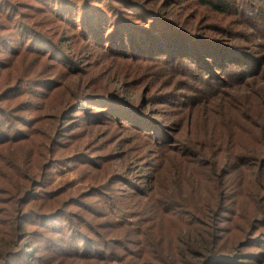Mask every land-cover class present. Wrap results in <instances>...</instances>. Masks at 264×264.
<instances>
[{
    "label": "trees",
    "instance_id": "16d2710c",
    "mask_svg": "<svg viewBox=\"0 0 264 264\" xmlns=\"http://www.w3.org/2000/svg\"><path fill=\"white\" fill-rule=\"evenodd\" d=\"M78 1L39 0L43 5H52L49 11L30 3H23L26 7L8 4L5 10L9 7L11 13L5 16L16 24L10 23L9 36L12 38L0 37V44L7 46L4 50L8 53L22 58L38 59L46 53L48 55L45 54L42 58L54 67L57 66L54 62L69 65L70 61L57 47L72 40L62 41L66 33L61 27L63 22L69 23L68 25L74 29L72 38L75 41L77 56H82L91 46H97L101 51L107 50L115 54V58H121L116 60H123L122 56L127 51L129 37L132 36L133 42L145 49V46L152 44L147 41L151 39L147 37L149 35L147 33L157 31L158 36L162 33L161 31L171 32L180 36V40L193 39L207 47L216 48L206 49L209 52H221V55L217 56L210 53L204 55L205 49L194 53H187L180 49L178 58L186 59V54H189L196 59L195 66H201L198 68L211 76H215L218 72L224 74L223 76L230 81L234 77L239 79L224 82L221 78H217L223 86L213 89V94L202 90L195 93L196 97L186 99L190 106L203 103L204 110L190 114L188 105H178L182 112L186 110L187 115L180 113V119L176 123L170 122L172 125L154 123L148 114L142 112L141 104L134 106L124 96L109 93L106 86L102 85L98 87L101 95H87L84 97L86 99L71 103L62 113L63 120L73 119L71 127L69 123L60 130L68 128L72 133L82 121L85 122L82 124H86L84 126H93L92 123H101L105 120L112 121L118 126H121L120 122H125L128 126L125 129L143 133L144 138L138 134L134 135L139 142L154 147L153 158L158 165L153 167L152 163H149L147 166L149 173L145 175V185L142 187L125 177H119L114 182V184H124L130 191L125 190L116 194L111 189L113 183H109L108 189H103L104 185L96 179L94 182L98 183L97 187H91L85 194L69 196V202L60 200L58 195V202L67 203L68 208L75 207L77 210L73 212L58 208V211L38 214L37 216H43V220L46 221L40 227L48 230L51 234L48 237L51 240L54 239V234L61 236L58 241V252L63 253L61 255L65 257L67 256L65 248H67L73 257L71 263L99 264L103 260H114L118 258L116 254H119V260L123 264H264V250H250L264 243L262 235L259 236L261 233L257 236L252 234L257 226H264V216L261 215L258 205L259 200L264 196V147L250 149V147L241 146L236 134V127L240 124L239 118L234 115L230 105L222 102L224 99L222 96L228 94V90L233 86L238 83L240 86L249 85L258 79L264 73V63L254 57L250 48L244 47L243 53L236 54L241 51L237 46L226 44L224 40L205 37L191 29L184 21L164 12L167 5L151 4L156 0H84L85 5ZM109 1L115 2V9L121 16L120 28L115 29L111 25V21H116L118 18L110 17L112 16L110 11L104 9ZM196 1L220 14L238 13L256 31L264 28V0H259L258 4L253 1H246L244 4V0H241L239 4H235L236 6L229 4L230 0ZM56 4H63L60 11L56 9ZM1 7L2 5H0L2 14ZM24 11L28 14L21 13ZM37 16H39L38 19ZM27 19L33 21L27 22ZM109 27H112V30H109ZM129 28L142 33L139 40ZM114 30L118 31L117 37L120 40L117 48L108 40L110 33ZM260 32L263 33V31ZM159 38L161 37H157ZM12 44H18L20 48H13ZM166 47L167 44L160 47L159 55L166 54L162 51L167 50ZM58 50L62 52L61 55L58 54ZM156 51H150L151 55H154ZM117 52H123V54L117 55ZM90 56H92L91 53L86 59L91 58ZM240 56L242 58H239ZM237 68L241 71H237ZM181 71V76L188 78V69ZM115 74L116 72L113 76ZM125 76L129 75H121V77ZM137 76L141 74L132 73L130 77ZM248 78L249 83L245 84ZM114 82L118 81L114 79ZM123 82L118 83L121 86ZM44 86L45 84L42 85ZM55 88L52 87V90ZM213 101L219 102L218 104L216 102L214 107H218L222 112L221 116L215 120L212 117L211 108ZM159 104L167 103L164 99ZM191 120H193V127H203V121L208 123V147L183 137ZM215 126H223V128L227 126V129L218 131ZM48 136L45 137L41 146L37 145L40 155L45 154ZM31 144L34 146L35 141ZM82 156V154L74 155L75 162L87 161L82 159ZM104 160L103 158L101 161ZM9 164V161L3 163V167L9 170ZM243 167H247V173L243 177L247 188L245 193L241 188L237 191L241 182H238V185L232 184L233 172L235 170L239 172ZM30 183L24 179L15 192L11 193L2 188L0 192L9 196L12 201L20 200L26 204L36 194L32 192L33 183ZM250 186L253 190L248 191ZM256 190H260L261 193L254 194ZM107 192H112L113 196L105 198L108 196ZM241 197L247 201L246 203L252 204V212L244 213L241 210L243 206L242 202L239 203ZM101 198L106 200L101 201ZM98 203L99 210L96 207ZM113 210L122 211L129 216L130 220L134 219V223L109 218ZM25 214L32 216L36 213L29 210ZM243 214L246 215L240 217ZM28 218L24 216L21 220L26 221ZM63 220L65 223L61 222ZM19 232L21 233L20 227ZM19 255L9 259L14 261Z\"/></svg>",
    "mask_w": 264,
    "mask_h": 264
},
{
    "label": "rangeland",
    "instance_id": "374dc122",
    "mask_svg": "<svg viewBox=\"0 0 264 264\" xmlns=\"http://www.w3.org/2000/svg\"><path fill=\"white\" fill-rule=\"evenodd\" d=\"M246 1L260 3L259 0H244V4ZM240 2L241 0H230L229 4L237 5ZM23 3L34 4L37 7L46 8L47 11L52 8V5H43L39 0H0V5H2L0 37L11 39L12 37L9 36L10 23H15L5 16L11 13V9L8 7L5 10V7L8 4L26 7ZM78 3L85 5L84 0H79ZM151 4L167 5L163 11L184 21L191 29L205 37L224 40L226 44L237 46L241 51L236 54L243 53L244 47L250 48L254 57L264 63V28L259 31L252 29L251 25L238 13L220 14L209 6L198 4L196 0H156ZM114 5H116L115 2L109 1L104 9L110 11L112 15L110 17L118 18L116 21H111V25L116 29L121 27V16ZM55 7L60 11L63 4H56ZM21 13L28 14L26 11ZM58 17L61 16L58 15ZM26 21L33 20L27 19ZM68 24L67 22L61 24L66 31L62 41L72 40L57 47L64 52L65 57L70 59L69 65L54 62L57 65L54 68L42 58L46 53L38 59L14 56L4 50L6 45L0 44V66H2L0 67V188L13 193L17 186L26 179L31 182L30 184L33 183V190L29 189L36 193L33 196L35 198L32 197L24 204L20 200L12 201L9 196L0 192V264H81L71 263L73 257L67 248H65L67 251L65 257L61 255L63 253L58 252V241L61 236L54 234V239L51 240L48 237L51 235L48 230L40 227L46 221L43 220V216L37 215L58 211V208L75 212L77 208H68L67 203L64 202L70 201L69 196L85 194L91 187H97L98 183L94 182L96 179L104 185L103 189H108L109 183H113L111 189L116 194L125 190L130 191L124 184H114L119 177L128 178L142 187L145 185L144 177L149 173L147 168L149 163H152L153 167L158 165L153 158L154 147L139 142L134 135L138 134L144 138L143 133L125 129L128 127L125 122H120L121 126H118L112 121L105 120L101 123L94 122L93 126H84L86 124H82L85 123L82 121L72 133L68 128L60 130L69 123L71 127L73 119L63 120L62 116L71 103L82 101L87 95H101L98 87L102 85L106 86L109 93L124 96L134 106L141 104L142 112L148 114L154 123L172 125L171 123L178 122L180 113L187 115L186 110L182 112L178 105H188L190 114L204 110L203 103L190 106L186 99L196 97L195 93L202 90L213 94V89L223 86L217 78H221L224 82L239 79L234 77L230 81L223 76L224 74L218 72L215 76H211L198 68L201 66H195L196 59L189 54H186V59L178 58L181 53L180 49L187 53L205 49L204 55L210 53L217 56L221 55V52H209L206 49L216 48L207 47L193 39L180 40V36L164 31H161L162 33L158 36L157 31L147 33L149 34L147 37L151 38L147 41L152 44L145 46L146 50L143 46L134 43L132 36L129 37L127 51L124 54L117 52V55L123 54V60H116L121 58H115V54L107 50L101 51L97 46H91L82 56H77L75 41L72 38L74 29ZM129 29L138 36L139 40L142 33L134 28ZM109 30H112V27H109ZM117 34L118 31L114 30L108 38L110 44L116 48L120 41ZM157 37L161 38L157 39ZM163 44H167V50H162L166 53L164 56L162 52L159 55ZM12 47L19 46L12 44ZM157 48L160 50L156 51ZM152 50L156 51L154 55L150 53ZM61 53L58 50V54L61 55ZM89 53L92 56L86 59ZM184 69L189 71L188 78L181 76V70ZM236 70L241 71L240 68ZM132 73L141 74V76L130 77ZM121 75L129 76L121 77ZM114 79L118 82L124 81L123 85L120 86L118 82H114ZM246 81L245 84H248L249 78ZM43 84H45L44 87H42ZM52 87L56 88L52 90ZM222 98H224L222 102L230 105L234 115L239 118L240 124L236 127V134L241 146L250 147V149L264 147V73L249 85L240 86L238 83ZM164 99L167 104H159ZM216 102L211 103L214 120L222 114L218 107H214ZM190 114L189 118H191ZM192 122L193 120L189 122L188 130L183 137H188L187 139L198 141L203 147H208V123L203 121V127H193ZM215 127L218 131L227 129V126L226 128ZM47 135L49 136L46 140L45 154L40 155L37 145L41 146ZM34 141L35 147L31 144ZM76 154H82V159H87V161L75 162L74 155ZM103 158L105 160L102 162ZM8 161L10 162L8 168H10L6 170L3 163ZM245 173H247V167H243L239 172L235 170L232 174V184L237 183L238 185V182H241L237 191L241 188L244 193L247 192L246 182L243 181ZM251 190H253L252 186L248 191ZM260 193V190L254 192V194ZM107 194L105 198L113 196L112 192H107ZM58 195H60L59 199L64 202H58ZM105 198L100 200H106ZM241 202L243 203L241 210L244 213L252 212L253 207L250 202L246 203L247 201H244L242 197L239 199V203ZM258 205L261 215L264 216V196L259 200ZM96 207L99 210L100 204L98 203ZM29 210L36 214L32 216L25 214ZM24 216L29 218L22 221ZM109 218L120 222L125 221V223L130 221L131 224L135 221L130 220L129 216L119 210H113ZM63 219L66 218L63 217ZM61 222L65 223V220ZM94 222L96 223L97 220ZM258 233H261L259 236L262 235L264 238V226H257L252 232L254 236ZM49 248L51 250H48ZM250 250H264V243ZM16 253L20 254L19 257L14 261L10 260V257L17 255ZM116 256L118 258L110 261L103 260L99 264H123L119 260L120 255L116 254Z\"/></svg>",
    "mask_w": 264,
    "mask_h": 264
}]
</instances>
